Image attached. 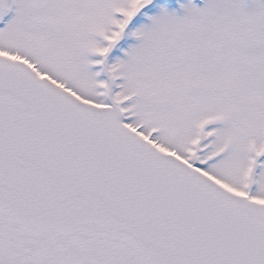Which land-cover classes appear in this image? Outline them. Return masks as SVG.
Here are the masks:
<instances>
[{"label":"snow or ice","instance_id":"obj_1","mask_svg":"<svg viewBox=\"0 0 264 264\" xmlns=\"http://www.w3.org/2000/svg\"><path fill=\"white\" fill-rule=\"evenodd\" d=\"M177 3L0 0V264H264V0Z\"/></svg>","mask_w":264,"mask_h":264},{"label":"rangeland","instance_id":"obj_2","mask_svg":"<svg viewBox=\"0 0 264 264\" xmlns=\"http://www.w3.org/2000/svg\"><path fill=\"white\" fill-rule=\"evenodd\" d=\"M184 2H187V0H184ZM194 2L200 4L201 6L203 5V0H194ZM171 3L173 7H178L177 0H171ZM181 14H183L182 11Z\"/></svg>","mask_w":264,"mask_h":264}]
</instances>
